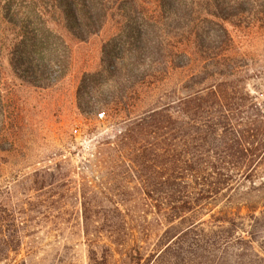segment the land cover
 <instances>
[{
	"label": "rangeland",
	"instance_id": "1",
	"mask_svg": "<svg viewBox=\"0 0 264 264\" xmlns=\"http://www.w3.org/2000/svg\"><path fill=\"white\" fill-rule=\"evenodd\" d=\"M20 1L22 11L41 9L60 37L49 34L44 86L1 62L0 264H133L134 244L141 264H264V165L237 173L206 200L190 190L192 208L172 217L146 196L119 151L172 140L175 130L156 138L138 123L173 111L191 91L188 63L202 53L189 43L185 19L218 28L207 22L205 0H171L164 11L157 0H111L100 30L83 40L46 5L53 0ZM227 27L240 67L241 88L231 96L263 105L264 30ZM224 107V115L236 113ZM150 157L147 165L158 162ZM148 169L141 174L152 179Z\"/></svg>",
	"mask_w": 264,
	"mask_h": 264
},
{
	"label": "trees",
	"instance_id": "2",
	"mask_svg": "<svg viewBox=\"0 0 264 264\" xmlns=\"http://www.w3.org/2000/svg\"><path fill=\"white\" fill-rule=\"evenodd\" d=\"M110 1L53 0L51 3L46 1V5L58 11L66 29L83 40L100 30ZM128 1L137 4L135 0ZM157 2L163 11L166 7L171 8V0ZM205 2L208 14H211L207 22L216 24L218 28L213 31L210 26L195 29L194 21L187 17L185 19L186 24L192 26L188 29L191 39L189 43L202 53L195 65L192 59L189 61L192 63H188L194 66L186 85L191 91L173 111H154L149 116L153 119L151 124H147L146 118L140 120L143 123H138L139 132L152 126L154 132L158 133H155L156 138H165L168 132L175 130L171 136L173 141L166 142L163 139L151 149H145L146 145L143 149H119L128 156L124 164L128 163L130 171L138 169L141 176L139 183L146 196L154 201L159 212L163 210L172 217L192 208L188 205L186 195L190 190L198 189L201 192L197 193L196 200H206L211 194L222 190L237 173L242 170L251 172L258 165H264V114H259L264 104L260 105L253 99L252 103L234 101L236 97L231 96L237 93V86L240 87L235 85L239 81L237 78L240 76V67L230 50L233 36L227 27L230 24L264 30V0ZM20 3H24V0ZM21 9L15 0H4V4L0 5V75L3 68L1 62L6 61L17 76L35 86H44L40 80H47L45 76L48 75V60L45 59L54 53V48H50L49 34L57 37L60 35L43 21L41 17L44 13L41 9L36 6H32L29 11ZM37 19H42V22H37ZM244 81L242 79L240 83L242 89L245 87ZM223 107L236 113L224 115L221 113ZM167 121L168 124L171 123L169 126L164 125ZM164 128L170 131L159 134ZM126 136L127 134L124 137ZM150 155L158 162L147 165ZM131 164L134 165L132 170ZM147 168L152 169V179L141 174ZM117 206L126 210L124 204L119 203ZM124 226L127 228L126 224ZM131 249L135 254L133 264H141L138 245H132Z\"/></svg>",
	"mask_w": 264,
	"mask_h": 264
},
{
	"label": "built area",
	"instance_id": "3",
	"mask_svg": "<svg viewBox=\"0 0 264 264\" xmlns=\"http://www.w3.org/2000/svg\"><path fill=\"white\" fill-rule=\"evenodd\" d=\"M102 115H103V113L100 114V116H102Z\"/></svg>",
	"mask_w": 264,
	"mask_h": 264
}]
</instances>
